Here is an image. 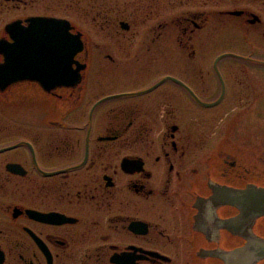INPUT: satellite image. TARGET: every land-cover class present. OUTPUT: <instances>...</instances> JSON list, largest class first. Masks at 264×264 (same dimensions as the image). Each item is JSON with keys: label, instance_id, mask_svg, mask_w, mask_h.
Masks as SVG:
<instances>
[{"label": "flooded vegetation", "instance_id": "af4514ba", "mask_svg": "<svg viewBox=\"0 0 264 264\" xmlns=\"http://www.w3.org/2000/svg\"><path fill=\"white\" fill-rule=\"evenodd\" d=\"M36 18L80 35L73 84L48 47L20 66L21 32L47 38ZM216 33L249 52L210 69ZM261 35L264 0H0V264H226L264 238L217 198L264 186L262 143L227 117L257 124Z\"/></svg>", "mask_w": 264, "mask_h": 264}, {"label": "water", "instance_id": "95a60500", "mask_svg": "<svg viewBox=\"0 0 264 264\" xmlns=\"http://www.w3.org/2000/svg\"><path fill=\"white\" fill-rule=\"evenodd\" d=\"M29 26H40L44 29L46 27V40L42 33L36 32L30 35L22 34L21 32L19 46H20V62L21 67L28 68V65L22 64L27 60L25 52L33 47L35 44L36 52L41 47L50 48V66L52 74L55 77L60 76L62 79H58L54 82L56 84L71 85L73 84L80 72V69L84 66H80L74 57L83 48V43L79 38V34L71 33V23L66 19H33L30 20ZM33 36V37H32ZM50 37V39H49ZM50 40V41H49ZM35 42V43H34ZM32 57V56H31ZM221 58L219 56L216 60ZM39 61V56H37ZM77 65L74 68L73 65ZM217 198L221 203H227L236 207L240 214L228 223L236 226L243 222V228H250L253 222L264 216V186H256L249 184L243 189L227 188L226 190L218 191ZM246 242L237 250L228 253L226 258V264H254L257 261L264 260V238L249 235H244Z\"/></svg>", "mask_w": 264, "mask_h": 264}, {"label": "rangeland", "instance_id": "374dc122", "mask_svg": "<svg viewBox=\"0 0 264 264\" xmlns=\"http://www.w3.org/2000/svg\"><path fill=\"white\" fill-rule=\"evenodd\" d=\"M210 4H212L211 8H213V2H211ZM71 16V19L73 20H78L77 18H75L74 14L72 15H69ZM210 26L212 27H216L215 29L219 32L220 29H218L219 27L222 26L220 20L217 18V17H211L210 18ZM214 30V29H212ZM218 33L215 34V36L217 35ZM213 35V34H212ZM230 35H233V34H230ZM238 36L239 35H233V37H230V38H234L235 40L238 39ZM214 37H212V41L215 42L217 45H221L223 48L222 49H219V48H212L211 50H206V51H200L201 54H202V57L206 58V59H211V62H210V69L212 68V61L213 59L218 55L220 54L221 52L223 51H231V53H234V54H239L240 55H245L247 54V52H249V50H246L244 48L242 49H237V48H234L232 45V47H230L229 45H225V43L222 42V37L220 38L219 35L216 36L215 39H213ZM240 38V37H239ZM231 41V40H230ZM232 42V41H231ZM258 44H259V47H260V51L262 52V54L264 53V36L261 35L260 37V40H257ZM254 58H258L256 60L257 64L259 63V65H255V68H258L259 71H258V74H259V77L261 80H264V56L263 55H260V54H257V53H254L253 54ZM166 58H164V61H165V64H166V59H167V56H164ZM231 61L229 60H225V61H222L219 63V66H222L223 69L224 68H227V66H225V63H230ZM104 64H107L108 61H105L103 62ZM97 64V62H95V65ZM102 68V67H101ZM100 68V69H101ZM105 68V70L102 72L104 74H108L110 73L107 69H106V66H103V69ZM237 66L234 65L232 66V69H234V72H230V73H234V74H238V71H237ZM99 69V70H100ZM205 68L204 67V71H205ZM98 71V70H96ZM214 72H212V75H213ZM261 99H260V108H259V113H257L255 115V120H256V126H254V128L252 129L251 126H249V129H245V121L243 119H241L240 117L238 118L237 116H240V114H234V113H230L228 114V119H230L232 116H234L237 121H235L234 123H232L230 125V131L231 133L233 134H236L235 132H239V131H243V132H246V131H250V132H253L255 136H257L259 138V141L261 144V149H260V154L264 157V81L261 82ZM230 122V121H229ZM252 133V134H253ZM261 164L263 165L264 164V160L261 159Z\"/></svg>", "mask_w": 264, "mask_h": 264}]
</instances>
